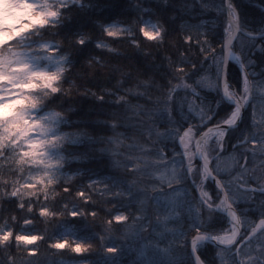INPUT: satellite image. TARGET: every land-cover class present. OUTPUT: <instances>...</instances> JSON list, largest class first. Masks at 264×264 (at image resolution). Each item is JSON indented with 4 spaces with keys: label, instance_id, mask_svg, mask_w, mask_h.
<instances>
[{
    "label": "snow or ice",
    "instance_id": "snow-or-ice-1",
    "mask_svg": "<svg viewBox=\"0 0 264 264\" xmlns=\"http://www.w3.org/2000/svg\"><path fill=\"white\" fill-rule=\"evenodd\" d=\"M153 2L167 6L171 0ZM25 3L31 12L28 23L20 31L4 29L3 39H0V166L10 162L9 171L13 176L10 184L3 182L0 204H15L21 211L33 213V204H26L23 198L29 196L39 200L43 193L47 200L64 173L68 146L77 142L94 143L96 139L87 132L79 134L83 139H74L64 130L70 123L68 118L59 111L50 110L57 98L66 94L63 85L69 83L71 71L76 66L74 53L83 52L89 43L115 52L104 36L128 38L143 52L139 38L158 47L167 38L169 28L151 3L133 0L135 18H96L92 23L99 37L85 27L67 36L62 30L73 22V10L91 12L99 7V0H25ZM197 6L201 23L195 26L198 33L195 39L202 51L209 54L211 62L200 67L191 65L194 69L191 74L186 71L187 61L181 60L174 66L171 79L159 86L164 99L155 113L166 131L155 133L148 129L149 137L157 135L171 141L174 145L172 158L169 160L163 150L154 152L149 145L138 144L135 146L138 151L129 154L127 161L110 159L114 167L122 166L128 176L116 183L119 192L109 190L117 197L127 196L130 202L138 203L140 214L130 218L124 211L109 213L112 218L107 223L122 225L126 236L144 241L138 264H154L151 252L159 253L163 264H264V69L256 72V60L252 58L256 52L264 54V19L258 28L251 27L237 0H195L188 6L189 13L195 12ZM253 6L264 12V3ZM208 16L211 18L206 19ZM171 19L176 20V16ZM180 27L187 29L191 25L185 23ZM217 30L221 33L217 41L219 50L208 39L210 34L214 37ZM185 40L191 44L193 36L186 32ZM85 59L100 63L96 56L89 55ZM207 72L212 73L211 77ZM201 85L210 90L208 94L201 95L204 92ZM209 95L214 107L205 103ZM188 96L192 97L190 104H186ZM96 98L101 102L105 99L102 95ZM117 99L122 106L127 103L124 96ZM194 116L199 117V123L194 122ZM101 123L107 124L113 132L107 143L119 146L124 136L118 131L120 122L113 116L110 121ZM229 145L232 153L238 152L242 160L241 171L235 175L219 168V161ZM100 151H111L114 157L120 155L114 149ZM153 155L155 162L148 159ZM73 158L79 162L90 159L87 153ZM249 158L253 161L259 158L260 175H255L256 168L247 166ZM161 169L165 171L157 177ZM168 169H171V178L166 174ZM247 173L253 175L247 176ZM142 175L151 178L153 188L159 186L160 181H167L172 192L149 198L146 189L139 190L138 178ZM127 180L132 183L128 184ZM209 181L214 186H209ZM97 183L108 187L112 180L93 173L90 184L76 189V195L84 203L91 204L93 197L89 189ZM173 183L184 187L174 188ZM61 186L64 192L72 191ZM189 186L199 192L194 197L198 203L179 206L174 197L169 199L173 193H187ZM148 200L155 206V224L149 209L144 207ZM60 214L71 219L61 221L58 229L63 231L47 240L44 234L35 231V216L24 215L22 224L15 215L0 217V253L8 257L3 264H16L13 248L28 256H37L38 248L30 246L41 240L57 250L54 255L65 251L77 256L89 253L93 249V238L85 231L90 227L86 222L89 212L74 205L70 212ZM55 215L57 210L50 209L47 204L39 206L40 217ZM90 215L97 217L95 208ZM181 223L186 230H181L177 236L172 229ZM145 232L156 235L149 242ZM176 239H180V243L174 246ZM121 252L119 246L104 245L108 264H119ZM25 264L34 262L28 260ZM52 264L72 262L60 260ZM74 264L92 262L85 258Z\"/></svg>",
    "mask_w": 264,
    "mask_h": 264
},
{
    "label": "trees",
    "instance_id": "trees-1",
    "mask_svg": "<svg viewBox=\"0 0 264 264\" xmlns=\"http://www.w3.org/2000/svg\"><path fill=\"white\" fill-rule=\"evenodd\" d=\"M194 2L195 0H171V3L164 6L163 4H155L153 0H146V4L151 3V6L160 13L166 24L165 27L169 28L167 38L158 47H152V42L143 40L141 37L139 39L142 41L141 47L144 51L140 52L130 43L128 38L104 36L103 39L111 44V47L116 50L115 52L96 48L89 43L83 52L74 53L76 66L71 71L69 83L63 85L66 94L57 98V103L50 110L59 111L68 118L70 123L64 126V130L72 134L74 139L77 137L83 139L79 134L87 132L89 136L96 138L95 142H77L68 146L66 154L68 162L65 165L64 173L60 177V182L53 186L54 191L49 193L48 199L45 200L43 193L39 195V200L36 197L29 196L23 198L26 204H33V213L21 211L15 204L3 203L0 204V217L7 218L9 215H15L20 218L22 224L24 215L35 216L34 229L44 234L47 240L48 237H53L58 231H63V229H58L61 221L71 219L70 216L61 215L60 213L70 212L74 205L80 206L81 211L89 212L86 222L90 227L85 231L93 238V249L84 256H77L66 251L62 254L54 255L57 250L50 248L48 243L41 240L30 246L38 248L37 256L35 257L28 256L26 252L17 251L13 248L11 252L16 257V264H25L28 260L33 261L34 264H52L53 261L60 260L74 264L75 261L85 258L91 261L92 264H108L105 261L104 253V245L106 244L121 247L122 252L118 258L119 264H138L137 260L140 258V250L143 248L144 241L134 240L126 236V229L122 225H118L115 222L113 225H108L107 223L108 219L112 218L109 213L124 211L130 218L140 214L137 211L138 203L130 202L127 196L117 197L113 191L109 190V188H112L115 192H119L120 188L116 187V183L124 181L128 176V172L122 166L119 168L114 167L110 159L127 161L129 154L134 155L138 151L135 147L136 145L147 144L154 152L163 150L168 154V159L171 160L174 145L171 141L164 140L157 135L149 137L148 129H153L155 133L166 131L165 128L161 127V121L155 113L162 107L160 101L164 99L159 86L171 79L170 73L175 71L174 66L179 65L181 60L187 61L188 67L186 71L191 74L194 70L191 65L200 67L206 66L211 62L209 54L202 51L201 46L196 43L195 37L198 33L195 26L201 23L198 18L199 6H197L195 12L189 13L188 11V6ZM258 2L264 3V0H237L244 19L254 29L258 28L262 19H264V12L253 6ZM173 15L176 16V20L171 19ZM73 16V22L66 25L62 30L65 35H73L77 29L85 27L92 30L95 37H99L100 33L92 23L93 19L135 18V11L133 0H99V7L94 8L91 12L82 13L80 10L74 9ZM210 18L211 16L206 17V19ZM185 23L191 25V27L187 29L181 28L180 25ZM201 31H205V29H201ZM186 32L193 36L191 44H188L185 40ZM220 35V31L217 30L214 37L211 34L208 37L217 50H219L217 41L220 39ZM201 40H203L202 36ZM237 54H240L238 49ZM89 55L96 56L100 63L87 61L85 57ZM252 58L256 60V65L254 66L256 72L264 69V54L256 52ZM170 62L172 66H170ZM207 74L210 77L212 75L211 72H207ZM177 75L182 74L177 73ZM196 79L199 80V77ZM201 87L204 88V92L201 95L209 93L210 90L207 87L204 85H201ZM101 95L105 97L103 102L96 98ZM119 96H124L127 102L123 106L117 99ZM190 103H192V97L188 96L186 104ZM205 103L214 107L211 95H209ZM196 104L203 107L200 101H196ZM185 110H187V107ZM204 110L207 112V108ZM150 113L151 115H149ZM113 116L120 122L121 126L118 131L124 134L121 137L122 143L119 146L107 143V139L113 135V132L107 124L101 123L102 121H110ZM194 122L199 123V117L194 116ZM101 149H114L120 155L114 157L111 151L101 153ZM84 153H87L90 157L85 162H79L73 158L74 156L79 157ZM148 159L155 162L156 157L153 155ZM225 160L228 161L227 167L230 160L233 161V166L226 171L224 170V172L235 175V173L241 171V157L238 152L232 153L231 145L228 146V151L219 161V163L224 162L226 167ZM259 162V158L255 161L249 158L247 165L249 168H256L255 175L257 176L261 174L260 169L257 167ZM9 165L10 162L0 166V191L3 190L4 181L10 184L13 180ZM169 170H167L166 174L169 173ZM164 171L161 169V172L156 173V176L159 177ZM77 172L83 174L76 175ZM93 173L99 174L101 178L111 179L112 183L108 187L97 183L94 188L89 189L93 202L86 204L76 195V189L87 187L91 182ZM246 175L252 176L253 174L247 173ZM228 178V176H225V179ZM138 179L140 181L139 190L142 192L146 189L149 198L164 192H172L171 188L167 186V181H160L159 186L153 188L149 176L142 175ZM127 183L131 184L132 180H127ZM62 184L72 189V191L64 192ZM208 184L209 186H214L210 181ZM172 187L183 188L184 185L176 183ZM10 190L11 188L8 189V191ZM198 195L199 192L193 191L191 186H189L187 193H173L169 199L174 197L179 206H186L189 203H198V201L194 200V197ZM140 199L144 200V197L141 196ZM42 204H47L50 209L57 210V215L48 218L40 217L39 206ZM65 205H67V209H65ZM144 207L149 209L155 224L154 204L148 200ZM92 208L97 211L96 218L90 215ZM131 223L132 220L130 219L129 224ZM106 229H111V231H106ZM172 230L178 236L181 230L186 229L181 223ZM155 235V233L151 235L147 232L144 233V236L148 237L149 242ZM169 239H171L170 236ZM179 243L180 239L173 241L174 246L179 245ZM163 246L161 244V247ZM150 256L154 264H163V257L159 253L151 252ZM7 259L6 255L0 253V264H3Z\"/></svg>",
    "mask_w": 264,
    "mask_h": 264
},
{
    "label": "rangeland",
    "instance_id": "rangeland-1",
    "mask_svg": "<svg viewBox=\"0 0 264 264\" xmlns=\"http://www.w3.org/2000/svg\"><path fill=\"white\" fill-rule=\"evenodd\" d=\"M30 18L31 12L25 0H0V39H3L4 29H15L20 31L23 26L28 23ZM225 164L226 167L224 162L219 163V168L223 171L232 168L233 161H229L228 167L227 160H225ZM167 175L171 178V169Z\"/></svg>",
    "mask_w": 264,
    "mask_h": 264
},
{
    "label": "water",
    "instance_id": "water-1",
    "mask_svg": "<svg viewBox=\"0 0 264 264\" xmlns=\"http://www.w3.org/2000/svg\"><path fill=\"white\" fill-rule=\"evenodd\" d=\"M232 63H235V61H232ZM212 183V185H214V183L212 181H210Z\"/></svg>",
    "mask_w": 264,
    "mask_h": 264
}]
</instances>
